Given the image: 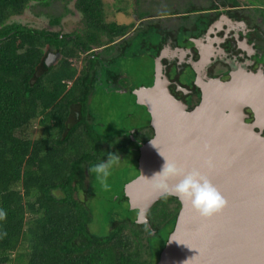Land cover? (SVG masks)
I'll return each instance as SVG.
<instances>
[{"label": "trees", "instance_id": "1", "mask_svg": "<svg viewBox=\"0 0 264 264\" xmlns=\"http://www.w3.org/2000/svg\"><path fill=\"white\" fill-rule=\"evenodd\" d=\"M32 2L61 5L51 25L69 13L70 0H0V264H157L180 202L162 196L148 211L149 223H139L127 192L139 174L140 146L153 135L136 90L153 84L155 58L171 28L160 20L145 22L153 16L140 13L142 24L129 33L133 25L105 19L104 0H75L82 15L79 31L12 20ZM34 14L49 16L43 10ZM115 41L120 50L110 44ZM50 52L61 57L47 65ZM128 61L134 63L130 72L123 63ZM100 92L129 102L121 113L123 128L111 120L112 109H94ZM37 118L44 133L32 137L27 127ZM107 127L114 132L104 133ZM108 153L133 155L135 173L126 178L113 172L105 188L89 168ZM95 215L107 233L92 229Z\"/></svg>", "mask_w": 264, "mask_h": 264}, {"label": "water", "instance_id": "2", "mask_svg": "<svg viewBox=\"0 0 264 264\" xmlns=\"http://www.w3.org/2000/svg\"><path fill=\"white\" fill-rule=\"evenodd\" d=\"M57 56L48 53L46 64ZM161 70L158 65L153 86L136 90L154 131L141 146L140 174L127 192L136 222L149 223L150 207L164 196L146 178L164 164L160 152L189 170L199 169L228 203L203 217L170 195L180 210L157 264H264V79L256 81L245 71L212 79L201 103L188 109L170 92Z\"/></svg>", "mask_w": 264, "mask_h": 264}, {"label": "flooded vegetation", "instance_id": "3", "mask_svg": "<svg viewBox=\"0 0 264 264\" xmlns=\"http://www.w3.org/2000/svg\"><path fill=\"white\" fill-rule=\"evenodd\" d=\"M191 1L196 10L170 15L179 24L168 31L171 36L155 58V69L163 68L170 92L188 109L201 103L203 88L212 79L240 71L256 81L264 79V3L252 1L247 6L238 0L237 5L225 6L222 0ZM181 27L185 29L180 35ZM246 112L254 116L252 108Z\"/></svg>", "mask_w": 264, "mask_h": 264}, {"label": "rangeland", "instance_id": "4", "mask_svg": "<svg viewBox=\"0 0 264 264\" xmlns=\"http://www.w3.org/2000/svg\"><path fill=\"white\" fill-rule=\"evenodd\" d=\"M74 2L75 0H70L67 6L69 9V13L66 14L65 16H62L57 25L50 24V17L51 16H54V17L61 16L60 14L63 8L61 7V5L59 6V4L56 6L57 8L52 9L49 7L47 8L41 7V6L37 7L36 3L32 2L22 16L13 17L12 20L22 22L24 24H29L30 26L37 27V28L60 30L62 32L79 31L82 29V26H83L82 20H81L82 15L75 9ZM104 2L106 4L104 7L106 20L126 23L129 25L134 24L135 26L137 25L140 26L142 22H140L137 19V17L141 13L146 16H153V17H146L145 22H147V20L148 21L149 20H153V21L160 20L159 23L162 24L164 28H172V29L176 28L179 23H178L177 17H171L170 16L171 14H174L176 12H183L185 11V9H188L187 12H189L191 9L192 10L195 9L192 5L193 2L191 0H104ZM239 2L248 6L251 4L252 0H239ZM59 3L61 4L62 1H59ZM259 3H262V2H259ZM40 10L47 11L49 13V16H46V15L37 16L36 14H34L35 12L40 11ZM160 14H165V15L161 16V19H158L159 18L158 16ZM81 56L84 57V55H81ZM60 57L61 56L59 55L53 58L51 60L50 65L54 64L56 60L59 59ZM121 63H118V64H121ZM123 63H125V66H128V72H130V69L134 68V65H133L134 63L133 64L129 63V61L128 63L127 62H123ZM137 65L146 67L147 63L141 64L138 62ZM137 75H140V74L137 73ZM121 95L123 96V94ZM128 98L130 97L126 95L125 101H127ZM121 99L122 98H119V96H117L115 93L106 94L102 92L95 94V98H94L95 100L94 109L96 108L95 110H97L98 112L103 113L102 107L112 109L109 115L112 121L117 120L118 128L120 127L123 128V126H125L127 123L126 118H124V116H122L121 113L122 112L126 113L125 108L129 102H123V101L120 102ZM43 128L44 127L39 124V119L37 118V119H34L28 125L27 130H28V133L31 134L32 137H37L44 133ZM103 129H104L103 130L104 133L114 132L113 129L108 128V127L103 128ZM132 157L133 155H130V153L121 155V160L119 164L116 165L112 171L114 173H117L119 171L118 176L122 177L123 175H125L126 178L127 176L134 175L135 171L132 167V164L129 161L130 158ZM116 167H119V168L117 169ZM138 170L140 174V166L138 167ZM139 174L137 175V177L139 176ZM91 226L95 232H98V234H105L108 232V231L102 232L105 229L104 228L105 225L102 227V221H100L98 217H96V215L94 217V220Z\"/></svg>", "mask_w": 264, "mask_h": 264}, {"label": "clouds", "instance_id": "5", "mask_svg": "<svg viewBox=\"0 0 264 264\" xmlns=\"http://www.w3.org/2000/svg\"><path fill=\"white\" fill-rule=\"evenodd\" d=\"M138 20L141 22L140 19ZM132 25L133 26L131 27V31L129 33L134 32L135 29L139 27L138 25ZM114 46H117L116 50H119V44ZM204 148L207 150L208 145L205 144ZM160 154L163 156L165 161L161 169L154 172L150 178L146 177L151 181L154 189L160 191L165 196L175 194L182 201L189 202L191 206L203 217H210L227 205L228 201L226 197L199 169L193 168L189 170L181 166L178 161L168 159L161 152ZM120 160V154L108 153L107 158L104 161L97 163L95 166H91L89 171L94 172L97 179L105 188H107V181L113 174L112 170L119 164ZM205 164H207L208 167H211L210 160H205ZM2 215L3 213H0V216Z\"/></svg>", "mask_w": 264, "mask_h": 264}]
</instances>
